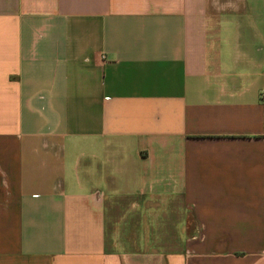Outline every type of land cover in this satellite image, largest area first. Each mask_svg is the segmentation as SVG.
Segmentation results:
<instances>
[{"label":"crops","instance_id":"0c3cea01","mask_svg":"<svg viewBox=\"0 0 264 264\" xmlns=\"http://www.w3.org/2000/svg\"><path fill=\"white\" fill-rule=\"evenodd\" d=\"M216 5L0 0V264H264V0Z\"/></svg>","mask_w":264,"mask_h":264},{"label":"rangeland","instance_id":"374dc122","mask_svg":"<svg viewBox=\"0 0 264 264\" xmlns=\"http://www.w3.org/2000/svg\"><path fill=\"white\" fill-rule=\"evenodd\" d=\"M242 2L243 0H215V3L218 4L216 5V7H219L221 9L219 12L229 11L230 5H231V9L235 8L236 11V9L237 10L239 9V6Z\"/></svg>","mask_w":264,"mask_h":264},{"label":"built area","instance_id":"2783aa9c","mask_svg":"<svg viewBox=\"0 0 264 264\" xmlns=\"http://www.w3.org/2000/svg\"><path fill=\"white\" fill-rule=\"evenodd\" d=\"M261 97L264 99V91L261 92Z\"/></svg>","mask_w":264,"mask_h":264}]
</instances>
